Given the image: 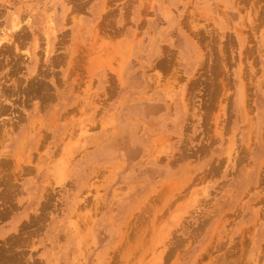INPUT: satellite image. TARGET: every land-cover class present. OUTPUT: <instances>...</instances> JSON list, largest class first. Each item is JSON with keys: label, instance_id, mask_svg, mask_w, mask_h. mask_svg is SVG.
<instances>
[{"label": "rangeland", "instance_id": "obj_1", "mask_svg": "<svg viewBox=\"0 0 264 264\" xmlns=\"http://www.w3.org/2000/svg\"><path fill=\"white\" fill-rule=\"evenodd\" d=\"M2 39L0 264H264V0H0Z\"/></svg>", "mask_w": 264, "mask_h": 264}, {"label": "bare ground", "instance_id": "obj_2", "mask_svg": "<svg viewBox=\"0 0 264 264\" xmlns=\"http://www.w3.org/2000/svg\"><path fill=\"white\" fill-rule=\"evenodd\" d=\"M13 29H14V30H18V26L15 25V23L13 24ZM4 36H5V35H4ZM4 40H5V39L0 40V45L2 44V42H3Z\"/></svg>", "mask_w": 264, "mask_h": 264}]
</instances>
